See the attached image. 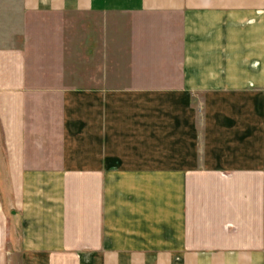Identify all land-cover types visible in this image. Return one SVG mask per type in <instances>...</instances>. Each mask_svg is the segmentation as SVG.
I'll return each instance as SVG.
<instances>
[{
  "label": "crops",
  "instance_id": "1",
  "mask_svg": "<svg viewBox=\"0 0 264 264\" xmlns=\"http://www.w3.org/2000/svg\"><path fill=\"white\" fill-rule=\"evenodd\" d=\"M5 10L20 20L0 45V264H264V0ZM34 13L108 16L101 77L77 61L69 82L63 57L34 69Z\"/></svg>",
  "mask_w": 264,
  "mask_h": 264
},
{
  "label": "rangeland",
  "instance_id": "2",
  "mask_svg": "<svg viewBox=\"0 0 264 264\" xmlns=\"http://www.w3.org/2000/svg\"><path fill=\"white\" fill-rule=\"evenodd\" d=\"M3 21L6 22L2 26L0 23V37L4 40L0 42L2 46L14 45L13 34L18 27L10 24L13 20H20V14L17 11H0ZM8 14V16L6 15ZM18 17V18H17ZM28 25L25 26L28 40L24 42V49L27 51L28 62L34 67L42 71L45 66L43 64L56 62L59 64L61 58L66 61L67 79L74 83L76 74L74 72L77 61L83 62L84 72L90 77H101L100 74H93L98 68L93 67V63L102 62L100 57L106 55V50L100 49L101 34H104L101 22L108 20V16H92L86 14H37L29 15ZM1 19V18H0ZM5 19V20H4ZM20 22V21H19ZM21 28V27H19ZM104 39H106L104 37ZM106 41V40H105ZM106 46V43H103ZM26 47V48H25ZM46 65V64H45ZM83 73V75H87ZM92 74V75H91ZM82 75V76H83ZM91 80V78H89ZM94 80L93 82H96ZM93 82L91 84H93ZM52 88H114L126 85H50Z\"/></svg>",
  "mask_w": 264,
  "mask_h": 264
}]
</instances>
